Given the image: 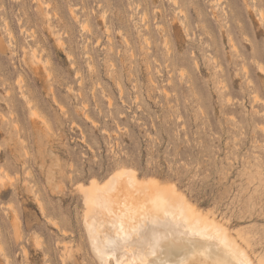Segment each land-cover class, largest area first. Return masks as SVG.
<instances>
[{
	"label": "rangeland",
	"instance_id": "obj_1",
	"mask_svg": "<svg viewBox=\"0 0 264 264\" xmlns=\"http://www.w3.org/2000/svg\"><path fill=\"white\" fill-rule=\"evenodd\" d=\"M120 168L264 258V0H0V264H98Z\"/></svg>",
	"mask_w": 264,
	"mask_h": 264
},
{
	"label": "bare ground",
	"instance_id": "obj_2",
	"mask_svg": "<svg viewBox=\"0 0 264 264\" xmlns=\"http://www.w3.org/2000/svg\"><path fill=\"white\" fill-rule=\"evenodd\" d=\"M138 175L120 168L103 182L78 186L98 264H264L250 253L247 235L231 234L175 185Z\"/></svg>",
	"mask_w": 264,
	"mask_h": 264
},
{
	"label": "snow or ice",
	"instance_id": "obj_3",
	"mask_svg": "<svg viewBox=\"0 0 264 264\" xmlns=\"http://www.w3.org/2000/svg\"><path fill=\"white\" fill-rule=\"evenodd\" d=\"M155 247L156 246H154V248H153V252H152L153 255L155 254ZM160 264H166V262L165 261H160Z\"/></svg>",
	"mask_w": 264,
	"mask_h": 264
}]
</instances>
